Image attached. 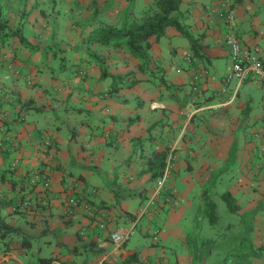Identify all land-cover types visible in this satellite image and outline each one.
Returning a JSON list of instances; mask_svg holds the SVG:
<instances>
[{"label": "crops", "instance_id": "0c3cea01", "mask_svg": "<svg viewBox=\"0 0 264 264\" xmlns=\"http://www.w3.org/2000/svg\"><path fill=\"white\" fill-rule=\"evenodd\" d=\"M152 1L60 0L66 19L59 20L52 0L53 30L38 6L26 17L24 8L14 18L3 14L7 27L16 22L10 33L37 22L38 39L61 36L58 49L70 47L75 66L67 81L60 73L52 83L43 77L61 98L0 77V219L11 229L0 237V264H264V83L222 81L230 63L218 16L222 6L231 8L241 44L257 47L264 65V0H180L172 14L202 56L171 26L148 37L142 69L122 47L86 40L105 25L139 18ZM202 70L192 92V72ZM123 79L134 83L121 87ZM152 151H164L169 163L160 184L146 172ZM40 171L47 188L36 177ZM218 180L219 197L227 194L230 204L220 210L226 212L220 233L201 235L205 203L213 204L211 223L218 218L211 195ZM68 195L95 207L94 217L81 208L67 217ZM152 195L154 203L141 214ZM191 206L193 221L181 227ZM142 217V237L132 236ZM115 229L128 232L118 249L109 240ZM227 232L217 261L215 238Z\"/></svg>", "mask_w": 264, "mask_h": 264}, {"label": "rangeland", "instance_id": "374dc122", "mask_svg": "<svg viewBox=\"0 0 264 264\" xmlns=\"http://www.w3.org/2000/svg\"><path fill=\"white\" fill-rule=\"evenodd\" d=\"M52 0H0V6L2 9V15L4 14L5 17L7 15L11 14L12 18L15 17L16 11L23 9L25 12V17L29 14H32L34 12V9L36 6L42 8L44 13L48 16L50 13V7ZM58 6L57 9L59 10V20L66 19L65 18V11L62 8L60 3V0H55ZM138 4V2H137ZM9 12V13H7ZM83 12L79 13L78 19L80 27L87 22L85 21L81 16ZM53 15V14H52ZM76 15L72 14L71 16ZM16 20L19 21V19L16 17ZM21 23V22H20ZM19 23V24H20ZM16 25V22L14 23V27ZM54 22L53 17L48 16L47 18V28H51L53 30ZM11 27V26H10ZM13 27V28H14ZM79 27V28H80ZM12 27L6 28L5 34L1 37L0 42V77L3 78L4 75L9 76L10 78L17 80L19 85L23 87L27 92L31 91V88H39L40 91L45 92L46 94L56 96V98L62 97V92H58L56 87H46V82H43L44 75L50 79V77H57L60 73V76L64 77V80L67 81L69 77H72V69L75 66L74 59L71 55L72 49L70 47H65L64 45H61V48L58 49L57 46V39H61V36L54 37L52 35H49L47 37H42V39L37 38V34L39 31H43L39 24L37 22H34V25L27 28L23 27L15 33H9L10 29H13ZM26 28V29H25ZM63 29V28H62ZM81 29V28H80ZM64 31V29H63ZM66 37V35H64ZM27 53L26 56H24V53ZM9 55L8 58L5 56ZM3 56V57H2ZM5 57V58H4ZM10 60H12V65H10ZM20 62V63H17ZM21 70L19 73H16L17 70ZM80 74V73H79ZM41 81V82H40ZM43 82V83H42ZM50 83L51 79L49 80ZM33 83V84H31ZM39 83V84H38ZM4 90H6L9 94H11L9 87H2ZM44 89V90H43ZM17 95V94H16ZM12 96V94H11ZM18 97V95H17ZM13 100L17 101L18 98L12 97ZM62 111H60V115L62 116ZM32 114H36L33 112ZM51 116V115H50ZM198 188V186H195ZM222 187L221 181H217L215 185V190L213 191L212 200L215 201L217 205L218 211L216 214L218 215V218L216 219V222L212 224L211 222L215 218V211L213 210V220L209 221L206 214L209 213V210L207 209V206L205 208V216H202L200 218V233L201 235H205L207 232L209 235H213L214 233L219 230L222 224L223 216H225L226 212L221 211H227L226 205L223 200L219 197V191ZM195 189V188H194ZM210 195V197H211ZM130 200V199H129ZM151 205H148V208L150 209ZM193 207L191 206L189 210H186L185 217L181 219V227H189L193 221ZM221 210V211H220ZM143 217L139 220V222L136 224V226L133 228L131 235L135 236L138 234L139 226L142 225ZM192 220V221H191ZM138 221V220H137ZM221 231V230H220ZM218 231V233H220ZM140 236V233L138 234ZM132 236L130 237V242L132 241ZM142 237V236H140ZM140 239V238H139ZM145 240L148 242L150 239ZM215 244H213V255L214 257L218 258L216 259L221 260L225 253L226 248V242L230 240V234L227 232L225 236L221 235L219 237L216 236L215 238ZM127 243V244H128ZM36 256V255H35ZM216 261V262H217Z\"/></svg>", "mask_w": 264, "mask_h": 264}, {"label": "trees", "instance_id": "16d2710c", "mask_svg": "<svg viewBox=\"0 0 264 264\" xmlns=\"http://www.w3.org/2000/svg\"><path fill=\"white\" fill-rule=\"evenodd\" d=\"M180 0H153L144 13L137 19H123L118 27L105 25L100 31L89 34L86 40L98 43L102 46H111L113 48L122 47L130 56H133L139 61V67L142 69L146 64V51L148 48V37L153 36L155 39L163 35L164 29L168 26L175 28L181 35L188 39L189 45L194 54L202 56L196 50L195 40L181 26L178 15L172 12L178 9ZM7 25L2 15L0 6V39L5 34ZM10 33V32H9ZM1 41V40H0ZM111 78L120 80V77L111 76ZM134 80L123 79L121 87H130ZM114 89L117 87L114 86ZM166 153L164 151H152L147 156V169L149 179L159 177L162 172ZM226 205L230 202L227 199V194L222 195ZM4 205L8 201L2 202ZM22 204V203H21ZM209 213L206 214L209 221L213 220V204L205 203ZM28 206L25 204L24 207ZM11 232V229L0 219V237H3ZM126 263L130 262L128 258Z\"/></svg>", "mask_w": 264, "mask_h": 264}, {"label": "built area", "instance_id": "2783aa9c", "mask_svg": "<svg viewBox=\"0 0 264 264\" xmlns=\"http://www.w3.org/2000/svg\"><path fill=\"white\" fill-rule=\"evenodd\" d=\"M218 16L221 18L222 23L225 27L223 33V42L227 47L229 55V72L222 79L224 83H228L230 78L236 79L238 82H242L246 79L251 78L264 83V65L260 59L259 49L257 47H246L241 44L238 35L234 30V16L231 8L227 6H222V9L218 11ZM204 75V70L201 72H192L191 80L189 82L190 89L192 92L198 91V79L199 76ZM225 86H221L220 92L224 91ZM169 172V163L168 161L164 163L162 172L159 175V184L165 180ZM36 177L39 179L43 188L48 187L49 179L47 175L43 172H36ZM165 202H170L171 199L168 195L164 197ZM154 195L149 197L145 203V206L141 207L140 213L143 214L146 212V207L154 203ZM27 202H22V205L25 206ZM76 208H81L85 215L88 217H94L95 212L97 211L95 207L89 206L85 202L81 201L78 197L73 195H68L64 198V210L63 213L68 217L72 215L73 210ZM128 232L115 229L109 233V240L113 246L118 249L127 239Z\"/></svg>", "mask_w": 264, "mask_h": 264}]
</instances>
